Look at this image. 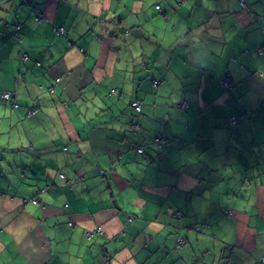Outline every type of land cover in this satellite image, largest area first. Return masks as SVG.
<instances>
[{"label": "crops", "instance_id": "crops-1", "mask_svg": "<svg viewBox=\"0 0 264 264\" xmlns=\"http://www.w3.org/2000/svg\"><path fill=\"white\" fill-rule=\"evenodd\" d=\"M245 1L0 0V264L264 258V0Z\"/></svg>", "mask_w": 264, "mask_h": 264}, {"label": "trees", "instance_id": "trees-1", "mask_svg": "<svg viewBox=\"0 0 264 264\" xmlns=\"http://www.w3.org/2000/svg\"><path fill=\"white\" fill-rule=\"evenodd\" d=\"M239 3H240V5L241 6H246V1L245 0H239ZM157 9V8H156ZM158 10V9H157ZM159 11V10H158ZM20 27H19V25H17V30L19 29ZM262 30V29H261ZM59 33V32H58ZM260 48H264L263 46L262 47H259L258 49H260ZM258 49H257V51H258ZM256 51V52H257ZM257 54H258V52H257ZM259 55V54H258ZM262 55H264V54H262ZM24 56H25V58H24ZM22 57H23V59H27V57H28V55L27 54H23L22 55ZM60 81V78H57V79H55V81L50 85V88L48 89L47 88V92H48V94H50V95H54V86H56L57 84H58V82ZM227 83H229V85H230V88H226V89H224L220 84V87H221V90L223 91V92H225V93H229L231 90H232V88H233V83L231 82V81H229V80H225ZM113 91L114 90H111V94L113 93ZM8 93V95H9V98L8 99H3V100H9L10 99V94H9V92H7ZM55 96V95H54ZM1 98H2V94H1ZM133 102V101H132ZM132 102L130 103V106H131V104H132ZM182 104H185V106H187V104L185 103V102H183ZM14 105H17V104H15V103H13V107H18V105L17 106H14ZM38 105H39V102L37 101V102H35V106H33L34 107V109L36 110V108L38 107ZM132 107V106H131ZM180 107H181V105H180ZM133 108V107H132ZM182 108V107H181ZM185 108V107H184ZM30 108H27L26 109V114H27V111L29 110ZM134 109V108H133ZM135 111V110H134ZM35 114V113H34ZM160 137V136H159ZM157 138H158V136H155L154 137V139H153V141H152V145L153 146H155L156 148H158V149H160V148H162L164 145H165V143H166V140H165V142L163 143V144H161V145H158L157 144ZM144 149H145V146L143 145V143H141V144H139V145H137V146H135L134 148H133V150L136 152V153H138V154H142V153H144ZM101 176H102V179L103 180H105L106 179V174H105V172L103 173V174H101ZM60 178H64V175L63 174H60ZM28 199H23V201L24 202H26ZM32 202L33 203H36L35 202V200H32ZM198 228V227H197Z\"/></svg>", "mask_w": 264, "mask_h": 264}, {"label": "built area", "instance_id": "built-area-1", "mask_svg": "<svg viewBox=\"0 0 264 264\" xmlns=\"http://www.w3.org/2000/svg\"><path fill=\"white\" fill-rule=\"evenodd\" d=\"M156 8L160 11V6H159L158 4L156 5ZM62 31H63V30H62L61 28L58 30L59 33H62ZM257 52H258L259 55L264 54V48H260V49H258ZM24 58H25V56H24ZM153 84H154V85H158L159 82H158V81H154ZM220 85H221L224 89H226V88H230L229 83H227L225 80H222V81L220 82ZM2 98H3V99H8V98H9L8 93H7V92H3V93H2ZM14 106H17V105H14ZM131 106L134 108V110H135L136 112H139L140 109H141V108H140V104H139L137 101H133L132 104H131ZM181 107L184 108V107H185V104H181ZM34 113H35V109H34V107H31V108L27 111L26 116H27V117H30V116L34 115ZM156 141H157V144H158V145H161V144H163V143L165 142V139H163L162 137H158ZM91 232L94 233V234H96V235H104V232L102 231V229H101L100 227H96V228H94ZM178 243H181V242L178 241ZM257 264H264V258L261 259Z\"/></svg>", "mask_w": 264, "mask_h": 264}, {"label": "clouds", "instance_id": "clouds-1", "mask_svg": "<svg viewBox=\"0 0 264 264\" xmlns=\"http://www.w3.org/2000/svg\"><path fill=\"white\" fill-rule=\"evenodd\" d=\"M261 31H262V32H264V30H263V29H262Z\"/></svg>", "mask_w": 264, "mask_h": 264}, {"label": "bare ground", "instance_id": "bare-ground-1", "mask_svg": "<svg viewBox=\"0 0 264 264\" xmlns=\"http://www.w3.org/2000/svg\"><path fill=\"white\" fill-rule=\"evenodd\" d=\"M114 92V91H113Z\"/></svg>", "mask_w": 264, "mask_h": 264}]
</instances>
